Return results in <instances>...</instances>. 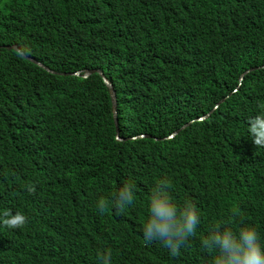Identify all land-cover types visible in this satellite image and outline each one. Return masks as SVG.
<instances>
[{"label":"trees","instance_id":"trees-1","mask_svg":"<svg viewBox=\"0 0 264 264\" xmlns=\"http://www.w3.org/2000/svg\"><path fill=\"white\" fill-rule=\"evenodd\" d=\"M88 70L113 85L118 126L101 76H76ZM262 112L264 0H0V211L28 218L0 224V264H103L106 250L111 264H213L201 239L217 224L264 242V147L248 132ZM165 179L199 210L178 256L143 235Z\"/></svg>","mask_w":264,"mask_h":264},{"label":"clouds","instance_id":"clouds-1","mask_svg":"<svg viewBox=\"0 0 264 264\" xmlns=\"http://www.w3.org/2000/svg\"><path fill=\"white\" fill-rule=\"evenodd\" d=\"M248 123L250 125L248 132L254 144L264 147V112L250 117ZM135 187L131 180H127L117 190L111 201V207L117 214H122L133 204ZM170 187L171 182L165 179L160 180L152 189L149 215L143 225V235L146 242L159 240L170 250L172 256H178L181 247L196 235L200 216L196 204L191 200H185L182 205H178L168 191ZM28 191L34 192V186H28ZM96 206L100 214H105L109 202L101 199ZM27 223L28 218L19 211L15 214L11 209L0 211V224L6 228L19 229ZM201 244L208 252L215 253L213 264H264V242L256 228L250 224L241 227L238 232L227 225L221 229V225L217 224L201 239ZM100 259L103 264H111V250L101 253Z\"/></svg>","mask_w":264,"mask_h":264},{"label":"water","instance_id":"water-1","mask_svg":"<svg viewBox=\"0 0 264 264\" xmlns=\"http://www.w3.org/2000/svg\"><path fill=\"white\" fill-rule=\"evenodd\" d=\"M9 50H16L18 52H20V54H22V56H24L25 58H27L29 61H31L32 63L36 64L37 66L39 67H42L44 68L45 70L47 71H50V72H53L51 70H49L44 64H42L41 62L31 58L30 56L27 55V53H25L18 45H13V46H7L5 47ZM94 74H98L101 76V78L103 79L104 83L107 85V87L109 88V90L111 91V96H112V102H113V108H114V117H115V123H116V126H118V118H117V98H116V92L114 90V87L113 85L105 78L103 72L101 70H88L86 72V75L82 76L81 74H76V76H79V77H83L84 79H88L90 76L94 75ZM244 77H241V79H243ZM216 109V107H215ZM214 109V110H215ZM213 111V110H212ZM210 114L207 116L209 117ZM207 117L205 118H202L201 120H205ZM193 122H191L190 124L184 126L182 129H185L187 128L188 126L192 125ZM181 129V130H182ZM181 130H179L178 132H176L174 135H172L170 138H173L175 135H177L178 133L181 132ZM140 137H144V136H140ZM117 138H119V130L117 128ZM132 139H135V138H132ZM122 140V139H120Z\"/></svg>","mask_w":264,"mask_h":264}]
</instances>
